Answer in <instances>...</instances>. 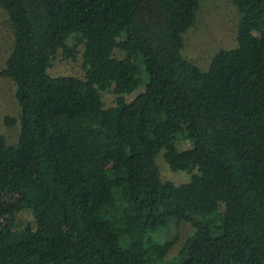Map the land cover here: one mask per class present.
I'll use <instances>...</instances> for the list:
<instances>
[{
    "label": "trees",
    "instance_id": "1",
    "mask_svg": "<svg viewBox=\"0 0 264 264\" xmlns=\"http://www.w3.org/2000/svg\"><path fill=\"white\" fill-rule=\"evenodd\" d=\"M199 1L0 0L19 125L0 197L43 208L0 224V264H264V0H231L235 45L205 69L181 53ZM56 54L79 75L48 74Z\"/></svg>",
    "mask_w": 264,
    "mask_h": 264
},
{
    "label": "rangeland",
    "instance_id": "2",
    "mask_svg": "<svg viewBox=\"0 0 264 264\" xmlns=\"http://www.w3.org/2000/svg\"><path fill=\"white\" fill-rule=\"evenodd\" d=\"M238 12L231 0H200L195 11L193 23L183 34V47L181 53L201 69L208 65L211 55L219 48H229L235 45L236 24ZM11 39V33L5 23V15L0 7V66L6 55L7 47ZM48 74H73L79 75L80 68L77 62L61 58L58 54L51 59L46 67ZM143 74V73H142ZM145 78V75H143ZM142 77V78H143ZM141 88V84L135 90L125 94L130 98L136 90ZM14 86L12 81L0 76V135L6 143H12L17 138L18 132V106L13 97ZM111 93L104 92L105 103L111 101ZM5 116L14 117L11 125L4 121ZM179 122L175 119L173 128H177ZM180 156L184 160L191 159L196 154V150L191 147L186 139L178 141ZM154 161L162 178H166L173 183L186 181L189 173L185 170H170L158 151L154 156ZM101 166H113L116 162L104 156L98 158ZM16 212L23 220L34 223L41 219L43 208L32 211L29 208L19 206L18 196L15 193H3L0 197V224L9 222L12 214Z\"/></svg>",
    "mask_w": 264,
    "mask_h": 264
}]
</instances>
